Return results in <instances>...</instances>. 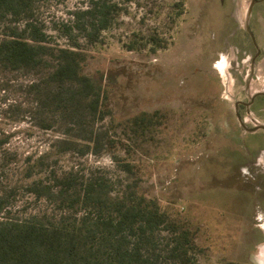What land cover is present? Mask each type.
Instances as JSON below:
<instances>
[{"label": "rangeland", "instance_id": "1", "mask_svg": "<svg viewBox=\"0 0 264 264\" xmlns=\"http://www.w3.org/2000/svg\"><path fill=\"white\" fill-rule=\"evenodd\" d=\"M14 1L15 14L0 18V31L12 25L21 31L29 22L53 47L79 41L87 52L83 69L108 115L97 120L85 111L73 124V112L54 104L66 96L65 88L50 82L49 107L38 109L29 85L47 70L0 68V138L10 136L6 147L19 158L0 167V197L12 215L60 213L20 186L19 164L27 155L49 151V168L57 173L109 179L118 187L133 178L113 160L117 155L142 168L141 188L196 232L203 254L198 264H264V240L257 243L264 233H254L264 230V212H236L246 201L238 190L253 187V173L264 184V131L248 134L235 107L249 93L264 91V20L255 31L262 54L245 88L256 52L243 30L251 0H106L117 8L94 39L83 30L88 16L75 15L92 0ZM64 25L72 28L69 39ZM55 63L50 60L49 74ZM262 104L251 113L239 106L247 126L254 125L252 118L264 124ZM143 112L157 116L141 134L129 119ZM45 123L49 129L40 126Z\"/></svg>", "mask_w": 264, "mask_h": 264}, {"label": "trees", "instance_id": "2", "mask_svg": "<svg viewBox=\"0 0 264 264\" xmlns=\"http://www.w3.org/2000/svg\"><path fill=\"white\" fill-rule=\"evenodd\" d=\"M14 3L0 0V18L15 14ZM115 8L116 3L92 0L89 7L76 12L77 17L83 14L90 20L83 27L85 37L94 39L106 29ZM64 26L63 35L69 39L72 28ZM53 58L56 63L49 74ZM86 59L79 41L69 39V45L53 47L45 33L29 22L21 31L17 25L0 31V68L47 70L46 77L29 85L38 95L36 107H49V82L65 88L66 96L54 104L73 112V124L85 111L97 120L108 115L100 90L83 69ZM156 116V112H143L129 123L142 134L151 129ZM40 126L49 129L47 123ZM9 142V135L0 138V167L3 162H19L17 152L6 147ZM113 160L133 178L131 182L117 187L109 179L91 175L77 180L72 171L59 174L49 168V151L27 155L19 164L20 186L35 201L53 203L60 213L14 216L11 205L0 197V264H198L197 255L203 254L190 224L168 213L141 188L142 168L117 155Z\"/></svg>", "mask_w": 264, "mask_h": 264}, {"label": "flooded vegetation", "instance_id": "3", "mask_svg": "<svg viewBox=\"0 0 264 264\" xmlns=\"http://www.w3.org/2000/svg\"><path fill=\"white\" fill-rule=\"evenodd\" d=\"M251 2H253V3H252L250 14L248 16L247 15V10H246V13H245L244 17H245V22H248L249 29L254 35L255 41L252 39L250 33L247 31V29L245 27H244L243 30L245 31V34L249 37L250 42L252 43V45L256 49V52L253 55L252 59L255 58V61H257V58L262 54V49H260L258 44H257L255 31H256V28L261 24L262 20H264V0H254V1L251 0L249 5L251 4ZM249 5H248V7H249ZM244 102H247V101H240L238 103V110H239V106L240 105H242L243 107H245L248 110V108L246 107ZM259 103H263L262 104V106H263L262 109L264 110V95L257 96L255 98L254 102L249 107V110L250 111H256V107H257V105ZM258 131H260V130H258ZM258 131L254 132V133H248V134H256ZM253 138H256L255 139L256 143H261L259 135L253 136ZM257 151H258V149H257ZM253 152L254 151L251 150L252 154H253Z\"/></svg>", "mask_w": 264, "mask_h": 264}, {"label": "crops", "instance_id": "4", "mask_svg": "<svg viewBox=\"0 0 264 264\" xmlns=\"http://www.w3.org/2000/svg\"><path fill=\"white\" fill-rule=\"evenodd\" d=\"M257 177V178H256ZM261 176L255 175L253 173V187L251 188L248 186V188L245 186L238 190V195H242L244 193L246 195V201L242 204L240 203L239 208L236 210V212L242 213L243 217L248 214L251 211V209L254 207V209H259L264 212V184L259 183ZM257 184V185H256ZM254 233H264V230L260 227L254 230ZM263 239H260L257 241L258 244L263 243ZM264 258V257H263Z\"/></svg>", "mask_w": 264, "mask_h": 264}, {"label": "water", "instance_id": "5", "mask_svg": "<svg viewBox=\"0 0 264 264\" xmlns=\"http://www.w3.org/2000/svg\"><path fill=\"white\" fill-rule=\"evenodd\" d=\"M254 1V0H253ZM252 3L249 5L248 9H247V15L249 16L250 11H251V7H252ZM245 28L247 29V31L250 33L252 39L255 41L254 35L253 33L250 31L249 26H248V22H245ZM254 64H255V58L252 59L251 61V71L250 73L247 75V78L245 80V88L248 91L250 89V80L253 77V72H254ZM259 95H264V91H258V92H254V93H249L248 94V101L244 102V104L246 105V107L248 108L247 112L251 113L249 110V107L251 106V104L254 102L255 98ZM240 101H237L235 103V107H236V115L240 121L241 126L243 127V129L247 132V133H254L258 130H264V124L260 123L258 120H256L255 118H252V121L254 122V125L252 127H249L245 124V122L243 121V118L240 116L239 112H238V103Z\"/></svg>", "mask_w": 264, "mask_h": 264}, {"label": "bare ground", "instance_id": "6", "mask_svg": "<svg viewBox=\"0 0 264 264\" xmlns=\"http://www.w3.org/2000/svg\"><path fill=\"white\" fill-rule=\"evenodd\" d=\"M263 256H264V252H263ZM263 259V258H262ZM263 261H264V259H263Z\"/></svg>", "mask_w": 264, "mask_h": 264}]
</instances>
